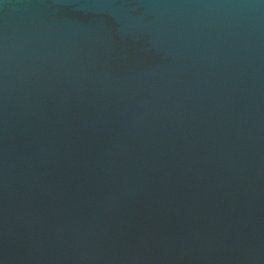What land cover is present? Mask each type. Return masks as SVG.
<instances>
[{
  "label": "water",
  "instance_id": "water-1",
  "mask_svg": "<svg viewBox=\"0 0 264 264\" xmlns=\"http://www.w3.org/2000/svg\"><path fill=\"white\" fill-rule=\"evenodd\" d=\"M0 264H264V0H0Z\"/></svg>",
  "mask_w": 264,
  "mask_h": 264
}]
</instances>
